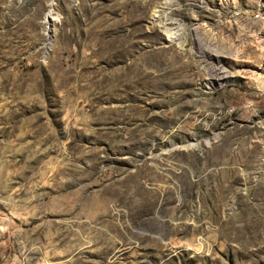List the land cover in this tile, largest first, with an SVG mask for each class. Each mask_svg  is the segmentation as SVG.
<instances>
[{"label": "rangeland", "instance_id": "obj_1", "mask_svg": "<svg viewBox=\"0 0 264 264\" xmlns=\"http://www.w3.org/2000/svg\"><path fill=\"white\" fill-rule=\"evenodd\" d=\"M260 3L0 0V264H264Z\"/></svg>", "mask_w": 264, "mask_h": 264}, {"label": "bare ground", "instance_id": "obj_2", "mask_svg": "<svg viewBox=\"0 0 264 264\" xmlns=\"http://www.w3.org/2000/svg\"><path fill=\"white\" fill-rule=\"evenodd\" d=\"M174 9H173V6L172 5H170L169 3H165L164 5H162L161 7H160V9H159V16L158 17H165L164 19H165V21L167 20V19H170V17H169V14L170 13H172V11H173ZM170 21V20H169ZM162 22L163 23V27H164V29L166 30V31H171V29L173 28V26L171 27V25L173 24L172 23V21L171 22ZM174 35H176V33H173ZM177 35H176V37H174L173 39H177ZM220 69H218L216 66H215V69H214V71L215 72H218ZM214 72V73H215ZM214 73H212V75L214 76V77H211V80L212 79H214L215 78V75H214ZM211 75V76H212Z\"/></svg>", "mask_w": 264, "mask_h": 264}, {"label": "built area", "instance_id": "obj_3", "mask_svg": "<svg viewBox=\"0 0 264 264\" xmlns=\"http://www.w3.org/2000/svg\"><path fill=\"white\" fill-rule=\"evenodd\" d=\"M261 13H264L263 4L260 3V7L255 9V12L253 13V17H259Z\"/></svg>", "mask_w": 264, "mask_h": 264}]
</instances>
